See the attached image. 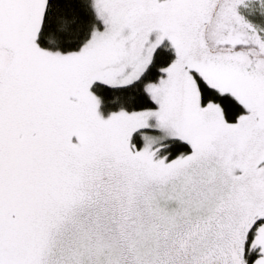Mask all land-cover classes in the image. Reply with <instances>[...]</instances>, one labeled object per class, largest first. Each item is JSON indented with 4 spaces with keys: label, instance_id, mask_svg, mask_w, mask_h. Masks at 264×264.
<instances>
[{
    "label": "snow or ice",
    "instance_id": "snow-or-ice-1",
    "mask_svg": "<svg viewBox=\"0 0 264 264\" xmlns=\"http://www.w3.org/2000/svg\"><path fill=\"white\" fill-rule=\"evenodd\" d=\"M0 264H264V0H0Z\"/></svg>",
    "mask_w": 264,
    "mask_h": 264
}]
</instances>
